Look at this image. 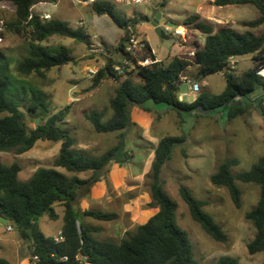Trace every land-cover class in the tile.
Returning a JSON list of instances; mask_svg holds the SVG:
<instances>
[{"label": "trees", "instance_id": "1", "mask_svg": "<svg viewBox=\"0 0 264 264\" xmlns=\"http://www.w3.org/2000/svg\"><path fill=\"white\" fill-rule=\"evenodd\" d=\"M58 0H0L14 8V20L6 26L16 34L27 33L29 49L27 55L17 64L19 77L36 74L40 77L51 68L60 67L72 60L70 50L64 46L50 51L42 43L52 36L70 38L81 44H88V35L83 29H72L59 19L43 20L32 13V7L38 2L56 3ZM86 2L87 0H81ZM166 0H163L162 6ZM216 6L251 5L256 9L253 19L244 21V30L239 31L230 24L217 25L203 19L198 14L185 18L183 25L204 36V44L197 48L191 59L173 57L168 62L156 61L149 44L141 40V52L130 55L124 51L126 35L117 45L115 52L134 65V74L123 77L108 59L98 71L93 87L105 78L113 77L118 83L114 94L108 100L110 118L105 120L103 110H92L84 115L86 121L96 133H116V142L98 156L89 155L74 148L71 132L62 127L64 111L49 113L40 91L26 83V79H16L8 63L0 59V152L15 151L18 154L29 151L38 140L60 142L53 167L38 168L27 181L18 178L20 165L16 162L6 165L0 162V218L16 231L18 237L29 241L30 256H37V264H79L84 259L87 264H198L193 255L188 233L182 229L176 219L177 203L163 188L162 168L170 160L175 146L185 142V136H164L153 148V160L147 175L150 202L149 208L155 213L133 232L126 231L119 241L99 239L94 236L96 228L83 223L89 217L109 222L118 217L113 212L85 210L79 212L78 202L85 198L90 188L104 178L108 165L115 163L123 166L130 160L126 149V133L136 127L131 121L130 111L137 107L149 112L148 102L163 103L174 110L179 117L182 113L200 114V110L217 111L228 109V118L242 116L247 108L254 107L264 123V106L261 94H264V81L256 76V69L264 65V32L255 29L264 26V0H213ZM92 10L104 14L118 28L127 32L134 28L135 19L127 18L109 1H92ZM147 16L141 21L147 22ZM161 36L164 33L161 31ZM251 55L253 67L240 74L227 68L230 58ZM151 61L141 66L137 61ZM191 65H195L194 78L202 81L206 77L222 73L225 87L219 94L202 91L191 103L179 101L176 95L182 76L187 74ZM259 92H256V90ZM256 97V98H253ZM27 100L28 112L43 122L28 129L20 108ZM236 159L220 162L210 182L225 187L235 207H240L241 191L236 182L252 183L259 187L257 204L245 213V219L255 228L254 238L247 244L249 254L264 252V154L251 165L249 170L237 174L231 168L237 165ZM55 168H62L73 175L67 176ZM90 172V176L81 179L79 173ZM179 195L186 204L190 217L213 240L225 242L227 235L222 227L204 211L205 203L192 196L190 191L180 185ZM63 207V241L56 242L53 237L45 236L39 228L38 219L43 215L57 220L55 206ZM66 258V259H65ZM0 264H12L0 257ZM215 264H238L231 256H221ZM264 264V262H263Z\"/></svg>", "mask_w": 264, "mask_h": 264}, {"label": "rangeland", "instance_id": "2", "mask_svg": "<svg viewBox=\"0 0 264 264\" xmlns=\"http://www.w3.org/2000/svg\"><path fill=\"white\" fill-rule=\"evenodd\" d=\"M92 1H109L127 18L137 21L132 31L138 37L140 47L138 52H141L140 41L144 32V28L138 26L141 18L142 16L150 18L152 9L158 5L161 6L163 2V0H151L149 4L141 6H124L115 4L112 0H87L86 2L58 0L56 3L38 2L34 4L31 9L32 13L40 17L49 14L50 19L64 21L72 29L81 28L88 35L89 40L88 44H81L70 38L50 37L42 45L51 52L59 46H64L70 50L72 60L60 67L51 68L45 72L43 77L32 74L22 78L15 69L28 53V35L25 32L16 34L8 29L6 25L14 20V8L9 3H0V59L9 64L10 71L16 79H26L29 86L40 91L48 104L50 114L64 111L62 127L71 132L75 143L74 148L89 155L98 156L113 146L116 142V133H96L85 120L84 115L92 110H103L105 120L109 119L111 110L108 100L113 96L118 83L113 77H109L93 87L95 77L91 79L86 77V67L96 65L101 70L108 59H111L116 66L120 67L119 75H122L120 80L129 75L135 82H138V79L133 73L134 65L125 62L121 55L115 52L121 38L127 33L115 26L108 16L96 14L91 7ZM187 1L189 0H170L171 5L167 13L175 20L167 21L165 24L170 31L176 27L182 28L185 32L184 36L178 38L167 32H163L164 36H159L154 29L147 27L149 45L160 59L172 53L178 43L185 46L184 40L191 39L194 43L202 41V34L196 32V36H192L193 30L183 25L187 15L193 13L195 9L192 6L182 11V5ZM195 2L199 10L209 9V0L205 2L202 0V4L201 0ZM166 3L167 0L164 5ZM232 9L235 11L233 26L239 31L244 30L242 24L244 21L256 16V9L251 5L236 6ZM211 22L215 27L222 25L219 24L220 22ZM255 30L264 32V26ZM168 61L165 59L162 62ZM252 67V59L246 56L240 58L238 64H235L234 73L240 74ZM192 80L200 86L197 95L202 91L219 94L224 88V79L220 74L210 75L206 87L202 86L201 81ZM256 92L259 90L257 89ZM181 94H187L183 102H192L193 97L188 93L186 84L178 85L176 95ZM146 105L150 111L145 114L152 118L149 124L151 133L140 131L137 128H130L127 131L126 149L129 151L130 160L123 166H119L124 184L117 186L116 189L114 185L106 181L109 171L116 165L110 163L103 178L107 183L109 195L94 202L90 195L91 191H89L85 198L79 200V202L86 201L88 209L117 213L118 217L109 222L85 217L83 223L96 228L97 231L93 234L99 239L119 241L126 231L133 232L137 225L142 224L148 218L152 210L155 211L147 206L146 200H150L147 175L153 160L156 139L164 136L184 135L185 142L174 147L170 160L163 166L162 179L164 190L177 203V223L188 233L194 258L198 264H215L221 256L234 257L238 260V264H263L264 252L249 254L247 250V244L254 238L256 231L253 224L245 219V213L257 204L259 187L252 183L237 181L236 184L241 191V204L240 207H235L227 189L210 182V175L215 172L220 162L226 159H236L238 163L231 168V172L237 174L249 170L251 165L264 154V124L255 108L249 107L242 116L232 119L228 118L227 108L200 114L182 113L176 124L173 121L175 112L167 110L168 107L165 104L148 102ZM27 107L26 100L20 110L27 128L33 129L43 124L44 121L28 112ZM6 114L2 112L0 116ZM157 114L161 116V119L155 116ZM36 119H39L38 125L35 123ZM59 148L60 142L38 140L29 151L22 154L14 150L0 152V162L6 165L18 163L20 165L18 178L21 181H27L38 168L53 167V160ZM60 170L64 175H73L64 169ZM90 174L88 171L79 173L77 176L85 179ZM97 185L100 186V183L96 182L90 190ZM180 185L186 187L193 197L205 203L204 211L222 227L227 235L225 242L213 240L199 224L192 220L186 204L179 195ZM56 206V211L59 213L61 207ZM79 212H81L80 209ZM38 225L45 236L53 237L62 225V216L59 215L57 220H50L48 216L43 215L38 219ZM16 243L17 252L30 257L29 241L20 239L13 229L6 231V225L0 223V257L10 255L12 252L10 245ZM79 264L87 263L81 259Z\"/></svg>", "mask_w": 264, "mask_h": 264}, {"label": "crops", "instance_id": "3", "mask_svg": "<svg viewBox=\"0 0 264 264\" xmlns=\"http://www.w3.org/2000/svg\"><path fill=\"white\" fill-rule=\"evenodd\" d=\"M195 1L196 0H193V1L192 0H189L187 2H184L183 5H182V7H181V10L183 11L185 9H189V7L194 6L195 7L194 12L191 13V14H198L203 19L208 20L210 22L213 21V22H216V23L217 22L218 23L220 22L219 24H230L232 27H234L233 26V24H234L233 23V20H234V17H235V14H234L235 11L232 8H235L236 6L235 7L234 6H216V5L213 4V0H209V2H210V3H208V8L209 9L208 10L204 9V11H201V10H199L198 6H196V2ZM203 2H205V0H203ZM201 4H202V0H201ZM170 5H171L170 0H167L166 5H163V6L161 5L162 7L158 5V6L154 7L152 9V11H151V12H153L154 10H158L160 12L161 17L164 20V22L160 24L161 31H163L164 27H166L165 24L167 23V21L175 20V18L171 17L170 14L167 13ZM191 14H188L187 17L189 15H191ZM168 19H171V20H168ZM139 25L144 28L143 29L144 32L142 34L143 35V38L141 40H145L149 44L148 39H147V33H146L147 27L150 26L149 23H146L144 21H140V23L138 24V26ZM235 29H237V28H235ZM192 36H196V31L193 30ZM183 43H186V45L185 46H181V44L178 43L177 47H175V49L173 50V52L170 53L166 58L160 59L159 56H157L156 53H154L152 51V49H151V51L154 54V56L156 58V61H163L165 59L166 60H170L173 57H180V58H185V59H191L192 56H193V54H194V52H195V50L197 48H201L203 46V44H204V36L202 38V41H199L198 43H194L193 41H191V39L184 40ZM246 56H249L250 58L252 57L251 55H246ZM246 56L234 57L233 58V61L235 62V64L236 63L238 64L239 59L240 58H243V57H246ZM195 72H196L195 65H191L189 67V69H188L187 74H185L184 76H182L181 82L179 84H186V87H187V90H188L189 83L190 82H193V80L191 81V79H195L194 78ZM216 74H220L223 77V75L221 73H216ZM208 77H206L205 79H203L201 81L203 87H206L208 85V81H207ZM223 79H224V77H223ZM224 87H225V80H224ZM188 93L191 94L189 91H188ZM181 95H185L186 96L187 94H181ZM192 97H193V95H192ZM194 100H195V98L193 97L192 102ZM167 110L175 112L170 107H168ZM257 115H258V113H257ZM155 116H158L161 119V116L159 114H157ZM178 117H179L178 114L175 112V117L173 118V121H175L176 124L178 122ZM130 118H131V121L136 124V127H133V128H137L138 130L147 132L149 134L151 133L150 128H149V124H150V122H151L150 120H152V118L148 114H145L144 111L140 110L137 107H132L131 108V111H130ZM259 118H260V116H259ZM260 120H261V118H260ZM150 139H151V137H150ZM159 140H160L159 138L156 139L155 146L157 145V143H158ZM55 169L58 172L62 173V171L60 170L62 168H55ZM104 180L105 179L98 181L97 183H100V186L99 185H97V187L94 186L90 190L91 191V194L90 195L92 196V199H93L94 202L99 201L101 198H103V196L109 195L108 192H107V183H106V181L109 182L110 184H112V186L114 185L115 188L117 186H120V185L124 184V181L122 179V174H121L120 167L117 164L115 166H113L112 170L109 171L108 175L106 176V181H104ZM111 193L113 195V192H111ZM146 202L149 203L150 200L147 199ZM60 207H61V211L59 213H57V211H56L57 206L55 207V211L58 214V218H59V215L63 216V207L61 205H60ZM78 208L80 209L81 212H83L85 210H89L88 209V203L86 201H83V200L80 201V202H78ZM98 211H100V210H98ZM155 211L152 210V212L150 213V215L148 217H150L152 214H154ZM60 229H61V227L58 229L57 233L53 236V238L60 232ZM10 246H11V249H12L11 250L12 252L10 253V255L9 254H8L9 256L8 255H4L2 258L7 259L12 264H27L28 263V260H29L28 259L29 256L27 254H22V253L17 252V248H18L17 243L14 244V245H10Z\"/></svg>", "mask_w": 264, "mask_h": 264}, {"label": "built area", "instance_id": "4", "mask_svg": "<svg viewBox=\"0 0 264 264\" xmlns=\"http://www.w3.org/2000/svg\"><path fill=\"white\" fill-rule=\"evenodd\" d=\"M115 4H120L124 6H141L145 5L151 2V0H112ZM43 20H49L50 15L49 14H44L41 17ZM162 32H167L171 34L174 37H182L184 36L185 32L182 28L176 27L173 31H170L168 27H164ZM127 35H126V40L124 41V51L125 53H128L130 55H135L137 54L138 50L140 49L139 43H138V37L133 33L132 28L130 26L127 27ZM125 62L132 64L131 62L125 60ZM138 65L145 66L151 63L149 60H144V61H137L136 62ZM133 65V64H132ZM227 68L229 69H234L235 68V62L233 61V58H230L227 62ZM115 71L119 74L120 72V67L115 66L114 67ZM99 69L96 65H89L85 69V74L87 78H93L96 76L98 73ZM256 76H258L261 80L264 81V65L258 67L256 69ZM222 74V73H221ZM223 75V74H222ZM199 84L197 82H190L188 91L193 95L194 98H196L197 93L199 92ZM185 95H179L178 100L183 101ZM261 103L264 106V94H261ZM256 98V97H253ZM12 228L9 225H6V231H11ZM54 240L56 242L63 241V236L61 235V232H59L55 237ZM66 259V258H65ZM39 262V259L37 256H30L28 263L27 264H37Z\"/></svg>", "mask_w": 264, "mask_h": 264}, {"label": "water", "instance_id": "5", "mask_svg": "<svg viewBox=\"0 0 264 264\" xmlns=\"http://www.w3.org/2000/svg\"><path fill=\"white\" fill-rule=\"evenodd\" d=\"M147 22L154 29L155 33L160 36L161 35L160 24L164 22L163 18L161 17L160 12L158 10H154L151 13V17L148 19ZM199 112L200 113H206V111L202 110V109ZM38 121H39V119H36V121H35V123L37 125H38ZM0 223H2L3 225H6L7 221L5 219L0 218Z\"/></svg>", "mask_w": 264, "mask_h": 264}]
</instances>
